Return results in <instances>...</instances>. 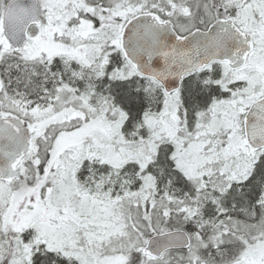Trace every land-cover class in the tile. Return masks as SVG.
<instances>
[{
    "label": "snow or ice",
    "instance_id": "6c2138e0",
    "mask_svg": "<svg viewBox=\"0 0 264 264\" xmlns=\"http://www.w3.org/2000/svg\"><path fill=\"white\" fill-rule=\"evenodd\" d=\"M0 264H264V0H0Z\"/></svg>",
    "mask_w": 264,
    "mask_h": 264
}]
</instances>
